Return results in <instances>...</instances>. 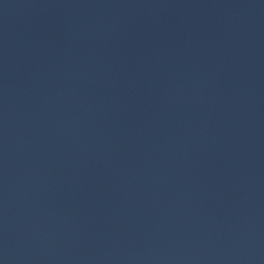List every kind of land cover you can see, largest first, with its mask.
<instances>
[{
	"label": "water",
	"instance_id": "obj_1",
	"mask_svg": "<svg viewBox=\"0 0 264 264\" xmlns=\"http://www.w3.org/2000/svg\"><path fill=\"white\" fill-rule=\"evenodd\" d=\"M0 264H264V41L0 45Z\"/></svg>",
	"mask_w": 264,
	"mask_h": 264
}]
</instances>
